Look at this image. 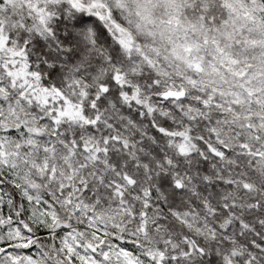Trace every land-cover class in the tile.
Segmentation results:
<instances>
[{"label": "snow or ice", "instance_id": "obj_1", "mask_svg": "<svg viewBox=\"0 0 264 264\" xmlns=\"http://www.w3.org/2000/svg\"><path fill=\"white\" fill-rule=\"evenodd\" d=\"M0 264H264V0H0Z\"/></svg>", "mask_w": 264, "mask_h": 264}]
</instances>
